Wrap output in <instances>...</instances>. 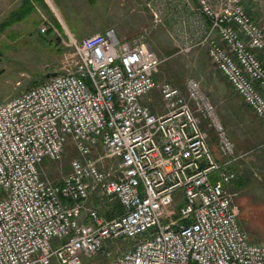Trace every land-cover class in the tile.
<instances>
[{
    "label": "built area",
    "instance_id": "built-area-1",
    "mask_svg": "<svg viewBox=\"0 0 264 264\" xmlns=\"http://www.w3.org/2000/svg\"><path fill=\"white\" fill-rule=\"evenodd\" d=\"M195 1L211 63L264 126V28L242 0ZM65 44L73 70L0 103V264H84L112 246L124 250L110 264H264L231 190L239 156L200 83L158 80L146 32ZM96 198L119 207L103 213Z\"/></svg>",
    "mask_w": 264,
    "mask_h": 264
},
{
    "label": "rangeland",
    "instance_id": "rangeland-1",
    "mask_svg": "<svg viewBox=\"0 0 264 264\" xmlns=\"http://www.w3.org/2000/svg\"><path fill=\"white\" fill-rule=\"evenodd\" d=\"M54 1L78 41L107 29H114L121 37H131L134 34L131 35L129 27L140 28L137 34L147 33L162 60L158 80L170 81L182 89H185L189 79L200 83L239 156L235 168L241 170L243 176L236 186L231 187L237 194L235 204L239 208V220L252 241L264 243V126L211 63L204 42L209 27L196 1ZM242 1L249 14L264 28V0ZM52 12L54 16L48 12L50 20L60 22L57 13ZM50 22L44 21L39 31L19 32L26 33L28 37L16 42L8 41L9 35L16 33L6 30L10 24L0 25V103L38 85L50 74L74 69L76 57L71 47L65 44L72 32L67 33L65 28L62 30L58 25L59 29L55 30ZM43 25H49L50 30L41 33ZM149 99L155 110L161 109V98L157 91ZM208 123V120L204 121L203 126L209 133L217 160L222 163L226 159L219 149L217 130ZM76 156L74 149L69 147L62 162L55 165L59 172H53L50 177H60ZM96 199L103 213L118 205L108 198ZM128 244L130 242L125 246ZM123 250L122 246L106 247L99 254L85 258L84 264H110L112 258Z\"/></svg>",
    "mask_w": 264,
    "mask_h": 264
},
{
    "label": "crops",
    "instance_id": "crops-1",
    "mask_svg": "<svg viewBox=\"0 0 264 264\" xmlns=\"http://www.w3.org/2000/svg\"><path fill=\"white\" fill-rule=\"evenodd\" d=\"M53 10L59 16L60 22L57 19L55 23L50 20L48 12L53 15ZM44 21H51L49 24L55 27V30H58V26H60L62 30L63 28H65L67 33L72 32L68 28L62 13L58 11V5H56L54 0H0V25L10 24V26L7 27L6 30L16 32L12 35H9V42H16L19 39L28 37L26 33L20 34L19 32L26 31L29 33L33 30L39 31V27ZM206 21L209 27L210 22L207 19ZM72 30L75 32L74 29ZM129 30L131 35H136L139 32L140 28L139 30H137L131 26L129 27ZM105 31L100 33H105ZM70 34L72 36H76L73 32ZM118 35L121 36L120 34ZM82 40L83 39H81L80 41ZM156 111L162 112V106L161 109H157ZM238 183L239 182H235L232 187L236 186Z\"/></svg>",
    "mask_w": 264,
    "mask_h": 264
},
{
    "label": "water",
    "instance_id": "water-1",
    "mask_svg": "<svg viewBox=\"0 0 264 264\" xmlns=\"http://www.w3.org/2000/svg\"><path fill=\"white\" fill-rule=\"evenodd\" d=\"M56 75V73H54V74H50V75H48L47 77L49 78V77H51V76H55Z\"/></svg>",
    "mask_w": 264,
    "mask_h": 264
},
{
    "label": "trees",
    "instance_id": "trees-1",
    "mask_svg": "<svg viewBox=\"0 0 264 264\" xmlns=\"http://www.w3.org/2000/svg\"><path fill=\"white\" fill-rule=\"evenodd\" d=\"M252 19L254 20V18L252 17ZM117 207H119V206H117Z\"/></svg>",
    "mask_w": 264,
    "mask_h": 264
}]
</instances>
